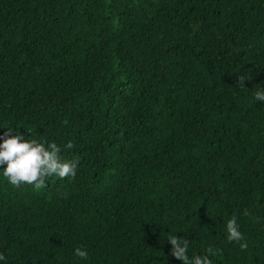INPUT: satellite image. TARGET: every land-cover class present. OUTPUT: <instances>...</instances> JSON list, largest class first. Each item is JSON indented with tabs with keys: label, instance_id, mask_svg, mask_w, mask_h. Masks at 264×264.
<instances>
[{
	"label": "trees",
	"instance_id": "1",
	"mask_svg": "<svg viewBox=\"0 0 264 264\" xmlns=\"http://www.w3.org/2000/svg\"><path fill=\"white\" fill-rule=\"evenodd\" d=\"M258 90L264 0H0V143L78 161L40 189L0 165V264H183L172 235L264 264Z\"/></svg>",
	"mask_w": 264,
	"mask_h": 264
},
{
	"label": "clouds",
	"instance_id": "2",
	"mask_svg": "<svg viewBox=\"0 0 264 264\" xmlns=\"http://www.w3.org/2000/svg\"><path fill=\"white\" fill-rule=\"evenodd\" d=\"M247 79H251L248 76ZM244 76H238L237 83L244 86ZM254 100L264 101V90H258L255 93ZM12 131L9 128V133ZM0 143V165L4 167L3 175L8 182L19 187L22 184L34 185L36 189L44 186L46 179L57 176L61 179L66 177L74 178L78 161H64L61 159V148L55 142H47L44 140L29 139L24 140L21 133L16 135H8ZM67 149H72L74 145L69 142ZM227 239L229 242H237L242 250L248 249L249 245L244 241V237L239 230L237 217L232 216L227 221ZM171 244V254L183 264H212L209 256H215L219 250L209 246L206 255H194L190 260L188 256V248L190 241L184 237L172 235L168 239ZM75 255L80 259H86L88 252L86 249L76 248ZM0 260H5V256L0 254Z\"/></svg>",
	"mask_w": 264,
	"mask_h": 264
}]
</instances>
